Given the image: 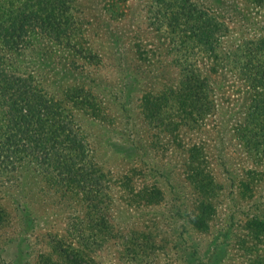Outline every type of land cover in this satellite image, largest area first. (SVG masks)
<instances>
[{"label": "rangeland", "instance_id": "1", "mask_svg": "<svg viewBox=\"0 0 264 264\" xmlns=\"http://www.w3.org/2000/svg\"><path fill=\"white\" fill-rule=\"evenodd\" d=\"M60 13L58 36H0V66L66 116L58 145L84 178L8 149L0 102V264H264V0Z\"/></svg>", "mask_w": 264, "mask_h": 264}, {"label": "trees", "instance_id": "2", "mask_svg": "<svg viewBox=\"0 0 264 264\" xmlns=\"http://www.w3.org/2000/svg\"><path fill=\"white\" fill-rule=\"evenodd\" d=\"M66 4L68 0H25L18 7L6 10L4 16L0 18V36L4 45L10 43L11 47H17V44L24 41L28 32L37 31L51 38L58 36V30L55 33L56 27L50 23L57 18L56 14H61L60 11L64 10ZM27 81L17 73L0 66V102L6 104L9 109L6 146L8 149L10 145L15 150L25 149L31 152L44 167H50L58 173L60 170L57 169V164L63 161L62 165H65L70 160L69 157L61 155L63 148L58 144L63 143V137L66 140L71 139L69 134L72 133L67 129L66 116L55 103L33 90L29 83L23 84ZM81 96H83L81 91H78L77 98L83 99ZM190 102L189 99L187 104ZM72 164L73 162L67 163L66 169L70 167V170L68 173L65 171L62 173L69 181L79 183L84 175L76 177L71 169L77 168L73 169ZM90 198L94 200V195ZM23 211L25 218L31 214L29 205H24ZM4 215L3 209L0 208V219ZM29 223L32 224V220H29ZM64 259L70 264L85 262L82 257L76 258L74 253L64 255Z\"/></svg>", "mask_w": 264, "mask_h": 264}]
</instances>
